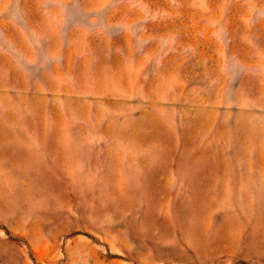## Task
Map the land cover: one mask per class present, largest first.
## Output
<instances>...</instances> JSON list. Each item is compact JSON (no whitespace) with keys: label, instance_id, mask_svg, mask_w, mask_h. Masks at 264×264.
I'll return each mask as SVG.
<instances>
[{"label":"rangeland","instance_id":"374dc122","mask_svg":"<svg viewBox=\"0 0 264 264\" xmlns=\"http://www.w3.org/2000/svg\"><path fill=\"white\" fill-rule=\"evenodd\" d=\"M0 264H264V0H0Z\"/></svg>","mask_w":264,"mask_h":264}]
</instances>
